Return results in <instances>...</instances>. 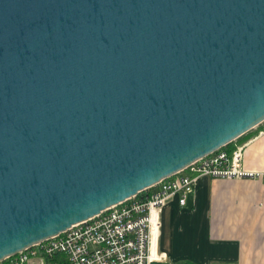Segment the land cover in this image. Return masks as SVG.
Here are the masks:
<instances>
[{
  "label": "water",
  "instance_id": "1",
  "mask_svg": "<svg viewBox=\"0 0 264 264\" xmlns=\"http://www.w3.org/2000/svg\"><path fill=\"white\" fill-rule=\"evenodd\" d=\"M264 123V0H0V262Z\"/></svg>",
  "mask_w": 264,
  "mask_h": 264
},
{
  "label": "crops",
  "instance_id": "2",
  "mask_svg": "<svg viewBox=\"0 0 264 264\" xmlns=\"http://www.w3.org/2000/svg\"><path fill=\"white\" fill-rule=\"evenodd\" d=\"M238 146L242 168L263 177H201L184 206L168 201L153 245L161 259L152 264H264V125Z\"/></svg>",
  "mask_w": 264,
  "mask_h": 264
},
{
  "label": "built area",
  "instance_id": "3",
  "mask_svg": "<svg viewBox=\"0 0 264 264\" xmlns=\"http://www.w3.org/2000/svg\"><path fill=\"white\" fill-rule=\"evenodd\" d=\"M236 142V141H235ZM234 142V143H235ZM243 147L225 148L203 157L138 196L50 240L19 252L0 264H152L160 256L153 250L165 204L177 198L184 206L201 177L252 179L263 177L242 168ZM58 259L60 262H52Z\"/></svg>",
  "mask_w": 264,
  "mask_h": 264
},
{
  "label": "trees",
  "instance_id": "4",
  "mask_svg": "<svg viewBox=\"0 0 264 264\" xmlns=\"http://www.w3.org/2000/svg\"><path fill=\"white\" fill-rule=\"evenodd\" d=\"M263 125H264V123H263L262 125H260L259 127H261V126H263ZM259 127H258V128H259ZM250 135H251V134L247 133L246 135H244L243 137H241L240 139H238L237 142L240 141V140H243V139L247 138V137L250 136ZM233 144H234V143H231V144L227 145V146L224 147V148H225L227 151H229V152L231 153V151H232V149H233V147H232ZM231 147H232V148H231ZM52 262H57V263L60 262V263H61L62 261H59L58 259H53Z\"/></svg>",
  "mask_w": 264,
  "mask_h": 264
},
{
  "label": "rangeland",
  "instance_id": "5",
  "mask_svg": "<svg viewBox=\"0 0 264 264\" xmlns=\"http://www.w3.org/2000/svg\"><path fill=\"white\" fill-rule=\"evenodd\" d=\"M261 127H262V126H261ZM254 130H256V129H254ZM254 130H252L251 132H249V134L253 133ZM258 130H259V129H258ZM228 152H229V151H228Z\"/></svg>",
  "mask_w": 264,
  "mask_h": 264
}]
</instances>
